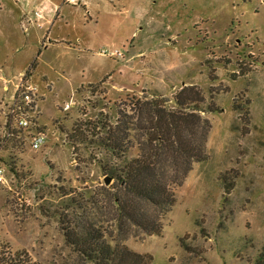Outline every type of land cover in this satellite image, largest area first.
<instances>
[{
	"label": "rangeland",
	"instance_id": "1",
	"mask_svg": "<svg viewBox=\"0 0 264 264\" xmlns=\"http://www.w3.org/2000/svg\"><path fill=\"white\" fill-rule=\"evenodd\" d=\"M26 73L48 139L0 149V264H94L65 234L88 220L123 236L105 127L132 100L174 106L184 87L211 123L208 159L176 189L162 234L129 228L125 245L153 264H264V0H0V132Z\"/></svg>",
	"mask_w": 264,
	"mask_h": 264
},
{
	"label": "trees",
	"instance_id": "2",
	"mask_svg": "<svg viewBox=\"0 0 264 264\" xmlns=\"http://www.w3.org/2000/svg\"><path fill=\"white\" fill-rule=\"evenodd\" d=\"M188 91L184 87L175 96L174 106L155 96L132 100L117 108L115 124L105 127L107 133L99 142L104 153L100 167L114 180L108 195L114 212L110 222L123 236L113 239V231L104 222L100 226L88 220L66 229L67 243L90 262L153 264L151 254L134 252L125 245L124 234L126 229L136 228L145 235L160 236L164 219L176 204V189L184 184L195 163L208 159L211 123L190 109L197 100ZM80 130L74 129L72 138H79ZM135 146L137 155L129 158ZM13 262L25 264L22 259Z\"/></svg>",
	"mask_w": 264,
	"mask_h": 264
},
{
	"label": "built area",
	"instance_id": "3",
	"mask_svg": "<svg viewBox=\"0 0 264 264\" xmlns=\"http://www.w3.org/2000/svg\"><path fill=\"white\" fill-rule=\"evenodd\" d=\"M67 2L77 3L78 0H67ZM36 16L39 17L40 14L37 13ZM100 54L110 58L122 57L121 52L105 48L101 50ZM27 77H29L28 73L21 75L19 84L15 85L16 91H14L10 103L5 108L2 131L0 132V149L20 145L25 140L28 141L30 148L36 152L46 145L48 136L38 129L37 124L40 117L39 91L32 83L28 84ZM5 90L8 92V87ZM71 106L73 104L68 103L65 110H69ZM6 183V168L0 164V185Z\"/></svg>",
	"mask_w": 264,
	"mask_h": 264
},
{
	"label": "water",
	"instance_id": "4",
	"mask_svg": "<svg viewBox=\"0 0 264 264\" xmlns=\"http://www.w3.org/2000/svg\"><path fill=\"white\" fill-rule=\"evenodd\" d=\"M111 180H112L111 178H107L106 183L109 184L111 182Z\"/></svg>",
	"mask_w": 264,
	"mask_h": 264
}]
</instances>
